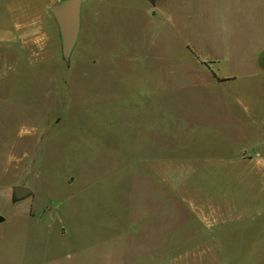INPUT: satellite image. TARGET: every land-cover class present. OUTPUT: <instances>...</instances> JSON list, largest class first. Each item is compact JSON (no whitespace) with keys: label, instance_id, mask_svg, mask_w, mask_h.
Returning <instances> with one entry per match:
<instances>
[{"label":"rangeland","instance_id":"rangeland-1","mask_svg":"<svg viewBox=\"0 0 264 264\" xmlns=\"http://www.w3.org/2000/svg\"><path fill=\"white\" fill-rule=\"evenodd\" d=\"M59 1L0 0V264H264V46Z\"/></svg>","mask_w":264,"mask_h":264},{"label":"crops","instance_id":"crops-1","mask_svg":"<svg viewBox=\"0 0 264 264\" xmlns=\"http://www.w3.org/2000/svg\"><path fill=\"white\" fill-rule=\"evenodd\" d=\"M145 1L150 3L154 15L161 14L163 22L172 27L224 28L230 36L234 35L239 40L238 43L248 39L253 45L264 46V0ZM83 3L84 0L82 7ZM14 24V28L5 27V30L0 31V43L15 39L23 23L18 21ZM263 51L264 47L257 48L255 56L261 58ZM201 61L207 62L206 59Z\"/></svg>","mask_w":264,"mask_h":264},{"label":"water","instance_id":"water-1","mask_svg":"<svg viewBox=\"0 0 264 264\" xmlns=\"http://www.w3.org/2000/svg\"><path fill=\"white\" fill-rule=\"evenodd\" d=\"M83 0H61L50 8L53 13L61 36L62 52L65 60L69 61L78 42L81 31ZM32 189L26 185H14L13 196L21 199L31 194ZM5 219L0 215V222Z\"/></svg>","mask_w":264,"mask_h":264},{"label":"trees","instance_id":"trees-1","mask_svg":"<svg viewBox=\"0 0 264 264\" xmlns=\"http://www.w3.org/2000/svg\"><path fill=\"white\" fill-rule=\"evenodd\" d=\"M151 1H154V0H151ZM217 76V75H216ZM217 78H218V76H217Z\"/></svg>","mask_w":264,"mask_h":264}]
</instances>
